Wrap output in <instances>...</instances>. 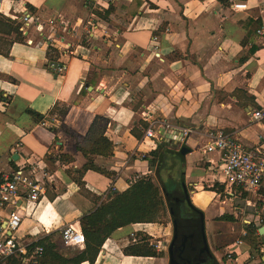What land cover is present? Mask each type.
Listing matches in <instances>:
<instances>
[{
	"label": "crops",
	"instance_id": "1",
	"mask_svg": "<svg viewBox=\"0 0 264 264\" xmlns=\"http://www.w3.org/2000/svg\"><path fill=\"white\" fill-rule=\"evenodd\" d=\"M239 3L247 8L236 9ZM102 6L111 12L105 15L93 0H7L0 14V174L12 173L32 156L45 163L38 177L48 184L38 208L22 212L20 241L36 233L40 238L54 233V238L62 226L80 225L96 198L124 192L138 177L156 176L143 157L161 143L177 151L186 147L187 173L212 182H217L222 154L203 153L206 132L222 130L248 148H264V119L253 117L255 111L264 115V29L244 43L242 27L249 18L264 25V0H105ZM29 12L33 22L25 35L15 17ZM69 22L75 32L60 43ZM50 46L59 49L56 63L65 66L63 72L51 67ZM58 104L70 106L63 121L51 114ZM28 110L46 116L47 125L35 122ZM161 120L194 133L183 143L177 135L166 134L161 141L145 137L149 123ZM99 136L114 144L113 156L94 157L109 174L87 171L79 185L70 175L88 163L80 148L88 149ZM48 155H69L73 162L52 163ZM211 202L201 204L202 210L193 204L208 216ZM162 230L168 229L159 223L118 229L95 264H170L168 251L160 247ZM144 237L158 256L124 254ZM171 239L172 232L169 245ZM233 245V264L251 262L244 243ZM0 264L22 263L14 257Z\"/></svg>",
	"mask_w": 264,
	"mask_h": 264
},
{
	"label": "built area",
	"instance_id": "2",
	"mask_svg": "<svg viewBox=\"0 0 264 264\" xmlns=\"http://www.w3.org/2000/svg\"><path fill=\"white\" fill-rule=\"evenodd\" d=\"M7 0H0V14L3 11ZM99 5L101 12H104L103 2L105 0H93ZM236 9H246L247 5L239 3L235 5ZM19 20L21 33L27 35V29L32 25L33 15L27 13L22 17L16 16ZM37 30L43 33L44 25H37ZM75 32L74 24L68 23L61 37H58L60 43L65 42V36L72 35ZM50 42L54 39L50 38ZM155 56L160 58L159 38H153ZM59 50V49H58ZM60 72L65 70V66L58 69ZM255 120L264 119L261 111L253 113ZM149 119L148 116L145 117ZM54 122V121H53ZM42 124L47 125L44 121ZM194 133L189 127L174 126L167 120L149 123L145 130V137L161 141L166 134L179 136V142L183 143ZM207 139L203 147V153L222 154V164L217 182L225 188L227 194L236 196L238 193L247 192L252 194L264 205L262 194V182L264 181V148H248L235 136L226 134L222 130H211L204 134ZM21 149V145L17 146ZM45 163L33 159L32 156L26 158L24 163L12 173L0 174V263L6 262L10 258L17 257L22 264H46L43 261L44 248L38 245L40 233L31 235L27 241H20L16 234L21 229L24 221L22 212H34L41 202L46 198V182L38 177V173L45 172ZM140 177L136 178L137 181ZM134 181V182H135ZM241 190V191H240ZM251 205L252 201L247 200ZM7 209H11L10 212ZM264 209V206H263ZM260 218V217H259ZM261 220V219H260ZM262 223V220H261ZM262 226V225H261ZM61 243L64 246L83 247L86 243L85 235L81 226L74 222L62 226L60 229ZM238 241V244H242ZM233 253H229L231 257Z\"/></svg>",
	"mask_w": 264,
	"mask_h": 264
},
{
	"label": "trees",
	"instance_id": "3",
	"mask_svg": "<svg viewBox=\"0 0 264 264\" xmlns=\"http://www.w3.org/2000/svg\"><path fill=\"white\" fill-rule=\"evenodd\" d=\"M104 12L105 15L109 14L111 12V7ZM242 27L247 31L244 43H246L253 36V34L264 29V25L262 24V21L260 19L254 20L251 18H249L246 22H243ZM13 31L17 34V40H21V33L19 32L18 27H14ZM86 41L87 39L84 38L83 43L86 44ZM49 49L50 63L57 62L60 58L59 50L54 48L53 46H50ZM69 109L70 106L68 105L58 104L51 112V114L53 115L56 113L59 120L63 121V119L67 116ZM27 113L31 115L37 123H43L47 118L46 116L32 110H28ZM143 128L146 129L147 125H144ZM50 130L54 133L57 132L56 127H50ZM134 133L136 134L135 131ZM136 136L138 137L137 134ZM80 151L88 159V163L83 167L82 170L72 171V173L78 175L76 178H74L76 183H78L79 185L84 184L82 182V178L87 171H96L109 174L94 163V157L96 156L108 158L114 155V144L108 138L99 136L92 142L89 149L80 148ZM165 151L172 153L177 157H181L183 159V164H186L185 155H183L182 150H173L170 149L166 143H161L159 144L156 151L151 152L149 156L145 155L143 157L149 162L151 168L156 169L157 177L161 167L160 156L161 153ZM47 160L51 161L52 163H55L56 160H59L63 163L73 162V158L69 155H59L57 158L53 157L52 155H48ZM184 177L185 174L183 172L182 186L185 185ZM172 185L175 186L176 183L172 182ZM182 186L181 188H184ZM214 187H220L221 190H223L224 188L220 184H216ZM178 188L173 192L169 191L166 185H163L160 182V185L158 186L154 183L153 179L150 176H144L140 177L137 181L132 183L130 187L124 192L113 193V191H111L109 193V196L104 200H101V198H96V205L94 209H92L88 213H85L79 221L81 229L86 238L84 249L73 256H66L60 252L58 243L54 241V233L46 235L38 242V245L44 248V263L84 264L88 262L89 264H95L102 250V247L112 236V234L118 229L132 224H162V217L167 214L168 210L170 211V205L172 203L171 196L181 189ZM262 194L264 197V181L262 182ZM242 195L244 198H247L248 193L244 192L242 193ZM263 206V203L260 202V207L263 208ZM184 210L195 213V211L199 209L194 205H192V207L186 205ZM260 219L262 220L261 224L264 226V219L261 217ZM216 220L233 222L235 221V218L233 215L223 214L220 217H217ZM257 226L254 222H252L249 226H247V228L249 232L254 233V236L259 239L261 238L258 233L260 226ZM148 240V237H144L143 239H141V243L126 247L123 251L124 254L130 256H158L157 252L154 251L152 247H150ZM257 245L258 243L253 244L254 247ZM263 255L264 253H262L261 258ZM213 264L219 263L215 259V262H213ZM258 264L264 263L261 261Z\"/></svg>",
	"mask_w": 264,
	"mask_h": 264
},
{
	"label": "rangeland",
	"instance_id": "4",
	"mask_svg": "<svg viewBox=\"0 0 264 264\" xmlns=\"http://www.w3.org/2000/svg\"><path fill=\"white\" fill-rule=\"evenodd\" d=\"M3 139H7V136H4ZM172 149L178 150V147H173ZM211 155L212 154H208L206 157H210ZM160 162L161 167L158 172V177L155 176V174L151 177L156 185L159 186L161 182L163 185L167 186L169 191L173 192L178 187L181 188L184 172V184L190 197L193 196L192 205L196 204L197 206V204H202L207 206L212 200V212L208 216L205 215V226L210 250L215 259L219 260V264H233L232 260H234L235 254L229 257V252L233 251V248H236L233 244L235 242L238 243V241H242L244 247L250 253L251 262H247L246 264L260 263L262 255L261 249L264 245L263 237L260 236L261 238L257 239L254 233L249 232L247 228L252 222H254L256 226L259 225L261 227L262 225L259 217L264 219V209L260 207V201L249 193L247 198H244L240 193L236 196H231L226 193L225 188L221 190L220 187H214L217 182H212V178L207 176L201 178L195 173H187L186 164H183V159L167 151L161 153ZM71 171L72 170L69 172ZM70 176L76 178V174L74 173ZM172 182H175L176 185H172ZM46 187H48V184ZM247 200H251L252 204L248 205ZM202 205L200 208L201 210L204 208ZM223 214L233 215L235 221H217L216 218ZM161 222L162 226L168 230H162L161 232L164 237L160 247L168 251V241L170 233L173 230L172 218L169 210L167 214L162 217ZM53 239L61 244V249L59 250L62 254L71 256L77 253L76 247L62 246L60 232H58ZM255 243H258V245L254 247L253 244Z\"/></svg>",
	"mask_w": 264,
	"mask_h": 264
},
{
	"label": "water",
	"instance_id": "5",
	"mask_svg": "<svg viewBox=\"0 0 264 264\" xmlns=\"http://www.w3.org/2000/svg\"><path fill=\"white\" fill-rule=\"evenodd\" d=\"M51 67L53 70L62 68V64L52 62ZM189 150L184 147L182 148L183 155L186 154ZM18 156H15L14 159H17ZM184 194L181 198V201L186 200L187 205L192 207L191 197L188 194L186 186H183ZM172 197V203L170 205V215L174 225V238L172 243L168 248L169 254V263L170 264H203L205 263L206 257H214L213 253L210 250L206 226H205V214L201 210H196L194 219H185L182 216V206L181 204H176L177 196L174 194ZM180 201V202H181ZM194 220V224H193ZM258 233L261 237L264 238V226H261L258 230ZM197 252L200 254H205L203 257H197ZM215 259V257H214ZM261 261L264 263V255L261 258Z\"/></svg>",
	"mask_w": 264,
	"mask_h": 264
},
{
	"label": "flooded vegetation",
	"instance_id": "6",
	"mask_svg": "<svg viewBox=\"0 0 264 264\" xmlns=\"http://www.w3.org/2000/svg\"><path fill=\"white\" fill-rule=\"evenodd\" d=\"M183 187V186H182ZM183 194H184V189L182 188L180 191H178L177 193H175V195L177 196V198H176V204L177 203H179V204H181V206H182V216L185 218V219H187V218H189V219H194V218H196L195 217V215H194V212H190V211H185L184 210V208L186 207V205H187V202H186V200H183V201H181V198H182V196H183ZM181 201V202H180ZM172 224H173V222H172ZM193 224H194V220H193ZM173 238H174V225H173V230H172V239H171V243H172V241H173ZM170 243V244H171ZM170 246V245H169ZM205 254H200V252H197V257H205L204 256ZM206 262L205 263H203V264H213V262H215V259H214V257L212 256V257H206Z\"/></svg>",
	"mask_w": 264,
	"mask_h": 264
}]
</instances>
